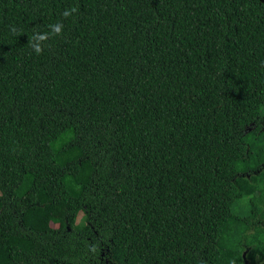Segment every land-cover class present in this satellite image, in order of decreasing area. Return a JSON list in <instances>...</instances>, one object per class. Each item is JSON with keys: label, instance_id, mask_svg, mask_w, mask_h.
Here are the masks:
<instances>
[{"label": "trees", "instance_id": "16d2710c", "mask_svg": "<svg viewBox=\"0 0 264 264\" xmlns=\"http://www.w3.org/2000/svg\"><path fill=\"white\" fill-rule=\"evenodd\" d=\"M264 0H0V264L264 255Z\"/></svg>", "mask_w": 264, "mask_h": 264}, {"label": "flooded vegetation", "instance_id": "af4514ba", "mask_svg": "<svg viewBox=\"0 0 264 264\" xmlns=\"http://www.w3.org/2000/svg\"><path fill=\"white\" fill-rule=\"evenodd\" d=\"M261 124H264V122L261 120L260 121ZM258 130H264V125H262ZM258 221L260 220L261 222H264V219H260V217L258 216ZM264 227V224L262 225ZM248 251L246 249H244V251L242 252V256L244 259V262L241 264H260L261 262L264 261V255L263 256H259L258 253L254 252V255L252 256L251 259V255H249L248 257H246V253ZM105 263H110V264H114V262H109L108 258L105 259Z\"/></svg>", "mask_w": 264, "mask_h": 264}, {"label": "water", "instance_id": "95a60500", "mask_svg": "<svg viewBox=\"0 0 264 264\" xmlns=\"http://www.w3.org/2000/svg\"><path fill=\"white\" fill-rule=\"evenodd\" d=\"M260 264H264V261H263V262H261Z\"/></svg>", "mask_w": 264, "mask_h": 264}]
</instances>
